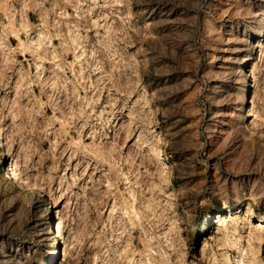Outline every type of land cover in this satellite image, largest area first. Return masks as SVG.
<instances>
[{
	"label": "rangeland",
	"instance_id": "rangeland-1",
	"mask_svg": "<svg viewBox=\"0 0 264 264\" xmlns=\"http://www.w3.org/2000/svg\"><path fill=\"white\" fill-rule=\"evenodd\" d=\"M1 133L0 264H264V0H0Z\"/></svg>",
	"mask_w": 264,
	"mask_h": 264
},
{
	"label": "bare ground",
	"instance_id": "bare-ground-1",
	"mask_svg": "<svg viewBox=\"0 0 264 264\" xmlns=\"http://www.w3.org/2000/svg\"><path fill=\"white\" fill-rule=\"evenodd\" d=\"M248 112L251 113L253 111V107L252 105H249L248 106ZM0 146H2L3 148V154L4 155H7L9 158H8V161H7V167H6V175L9 176V178L19 184V185H28L29 188L33 189L36 187V184L24 177L22 174H20L17 170H16V167H15V159H14V156H13V151L11 150V146L10 144L7 142L6 140V136L1 133L0 134ZM153 154H155L154 151H152ZM57 207L58 205H55V209H56V220L54 222V225H57L56 228H54V231L56 233L55 236H57L58 238H62V220H61V217L59 216V213L57 211ZM224 216V214H220V218H222Z\"/></svg>",
	"mask_w": 264,
	"mask_h": 264
}]
</instances>
